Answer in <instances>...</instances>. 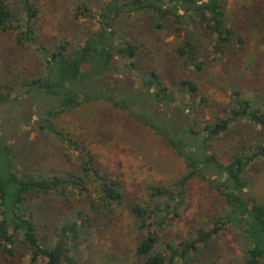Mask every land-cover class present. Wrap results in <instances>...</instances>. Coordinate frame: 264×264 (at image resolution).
Instances as JSON below:
<instances>
[{"label": "trees", "instance_id": "trees-1", "mask_svg": "<svg viewBox=\"0 0 264 264\" xmlns=\"http://www.w3.org/2000/svg\"><path fill=\"white\" fill-rule=\"evenodd\" d=\"M90 9L84 4L83 11L76 14L96 18L98 28L89 29L84 41H60L52 51L40 41V8L35 1L19 0L14 10L8 0H0V31L14 33L19 45L33 46L44 66L38 77H21L18 90L9 84L0 87V264H21L25 256L29 257L28 264H79L84 234H91L94 224L103 217L113 220L115 207L124 203L122 182L102 170L88 149L82 151L83 158L79 157V173H44L24 167L17 145L8 140H24L34 128L63 141L64 134L55 120L85 103L102 100L127 110L164 137L185 163V174L172 186L149 184L148 198L130 205L140 234L135 249L140 264H206L201 261L203 248L227 226L238 230L245 246L238 264H264V201L245 195L247 170L264 157V99L255 103L235 92L223 114L205 127L198 130L194 125L178 124L167 110L173 107L184 113L195 101L197 84L182 79L180 90L189 101L179 102L155 69L140 65L138 46L118 27L123 16L145 13L156 31L164 30L167 24L174 27L176 36L187 31L186 41L176 45L174 52L185 68L201 69V49L189 35L190 25L201 26L213 35L215 53H224L236 36L243 41L230 22L227 0H106L96 15L90 14ZM119 58L125 60L127 75L131 70L141 77L145 91L135 88L130 78H126L125 88L110 82ZM6 108H16L18 116L11 120L4 113ZM244 119L260 135L252 137V142L225 164L209 152L210 142ZM195 178L202 179L223 198L224 213L211 229L201 226L193 236L164 239L162 232L170 220L180 216L186 186ZM90 183L97 185L93 198H88ZM51 195L68 203L72 197L85 202L71 204L70 217L42 233L33 199Z\"/></svg>", "mask_w": 264, "mask_h": 264}, {"label": "rangeland", "instance_id": "rangeland-1", "mask_svg": "<svg viewBox=\"0 0 264 264\" xmlns=\"http://www.w3.org/2000/svg\"><path fill=\"white\" fill-rule=\"evenodd\" d=\"M8 1L16 10L19 0ZM33 1L40 8L37 23L40 41L53 51L60 41L77 44L84 41L89 29H97L96 18L88 19L76 12L81 13L83 5L87 4L90 14L96 15L99 5L106 0ZM227 11L237 29L236 35L243 41L236 36L224 53L214 52V37L208 30L196 25L189 27V35L201 49L198 60L201 69L185 68L174 52L176 45L186 41L187 31L176 36L171 24L156 31L145 13L125 15L119 21L118 27L124 36L139 48L140 65L155 69L179 102L189 101L188 96H182L180 81L190 79L197 84L195 101H191L184 113L173 107L167 110L178 124L194 125L198 130L205 127L223 114V108L231 103L235 92L255 103L264 99V0H227ZM123 63L125 60L119 58L110 82L125 88L126 78H130L135 88L145 91L141 77L131 70L127 75ZM43 67L33 46L19 45L14 33L0 31V87L9 84L18 90L21 77H38ZM4 113L12 120L19 112L16 108H6ZM32 117L37 118L35 114ZM55 122L64 134L63 141L36 132L34 128L24 140L8 138L17 145L22 165L44 173H79L80 158L85 156L82 151L88 149L102 170L122 182L125 195L124 203L115 207L114 219L103 217L94 224L92 233L84 234L80 240L79 264H140L135 255L140 234L130 205L148 198L149 184L172 186L186 172L184 160L164 137L107 100L85 103L61 114ZM259 135L248 120L237 121L210 142L209 152L227 164L252 142V137ZM246 176L249 180L245 190L247 198L264 201V157L249 166ZM89 185L91 196L88 198H93L97 185ZM84 202L80 197H72L69 203L57 195L34 197L40 231L50 232L64 218L70 217L71 204ZM224 206L223 198L206 182L200 178L191 180L186 186L180 216L170 220L162 232L163 238L179 240L193 236L198 227L211 229L216 218L224 213ZM244 249L238 230L227 226L203 248L201 261L238 264ZM28 263L29 257L25 256L21 264Z\"/></svg>", "mask_w": 264, "mask_h": 264}]
</instances>
